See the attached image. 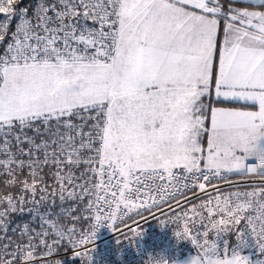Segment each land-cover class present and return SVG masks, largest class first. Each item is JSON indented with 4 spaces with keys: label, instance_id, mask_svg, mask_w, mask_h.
<instances>
[{
    "label": "snow or ice",
    "instance_id": "1",
    "mask_svg": "<svg viewBox=\"0 0 264 264\" xmlns=\"http://www.w3.org/2000/svg\"><path fill=\"white\" fill-rule=\"evenodd\" d=\"M58 3L59 7L56 3L39 4L34 23L27 9L17 18L16 0H0V13L6 19L0 23V41L12 19H17L12 42L0 56V132L17 127L23 131L39 121L56 137L51 141L56 147L49 152L48 141L34 144L25 137L34 149L24 154L31 158L34 150H44L43 163L51 158L58 169L64 162L71 166L82 162L99 165L98 169H87L101 177L99 183L91 185L89 177L77 185L81 193L68 192L69 198H82L93 195L92 188L97 189L96 206L91 200L88 204L95 221L89 236L82 234L76 239L74 228L65 232L62 226L41 217L42 225L48 224L58 238L56 245L65 240L72 248L94 243L100 227L113 228L121 205L125 210H130V204L137 207L125 193L129 177L137 173L135 183L143 185L144 191L136 187V198L151 200L152 204L142 200L139 205L149 208L157 203L151 193L165 191L166 178L182 177L195 186L201 179L208 181L210 175L220 176L223 172L264 176V11L230 9L229 14H224L220 6H212L217 0ZM221 15H226L222 35ZM80 19L91 20L98 27L78 26ZM213 92L217 99L243 100L258 106V110L209 107L202 98ZM87 113L95 115L85 116ZM73 117L94 123L85 132L84 124L74 123ZM60 128L64 131L60 132ZM205 134L206 149L202 144ZM7 144L5 140L0 150L8 159L0 160V166L15 163L22 169L25 161H16ZM85 150L94 155L84 158ZM28 167L33 181L31 185L24 182V189H31L35 195L37 171L31 159ZM53 175L57 181L73 182L71 170L65 175L59 171ZM105 175L107 181L103 179ZM145 175L162 183L143 184L140 176ZM15 182V178L9 181ZM198 187L203 190L205 183H198ZM101 188L103 195H99ZM64 191L62 186L61 193ZM233 195L253 197L264 193ZM60 199L64 200L63 194ZM5 200L7 208L0 209V218L17 210L11 195L0 198V205ZM257 204V216H245L253 208L251 200L237 199L233 203L230 197L221 199L217 195L216 207H207L209 218L221 217L210 220L217 239L209 241V232L204 231L202 246L198 237H192V244L202 247L203 255L192 257L190 264H251L249 257L237 251L229 255L227 243L221 249L218 240L221 232L229 230V224L239 225L242 220L249 226L258 222L257 235L264 240V201ZM113 205L115 210H110ZM197 215L201 221L204 219L202 213ZM184 231L188 233L187 228ZM251 231L256 234L254 226ZM48 234L42 229L36 235ZM32 239L30 236V250L26 253L17 246L12 253L0 254V264L31 261L38 247ZM40 245L47 248L42 254L45 264H63V260L53 259L58 254L53 245L44 240ZM259 247L264 253V243ZM76 256L86 257L91 264L92 255L87 250L76 252Z\"/></svg>",
    "mask_w": 264,
    "mask_h": 264
},
{
    "label": "built area",
    "instance_id": "2",
    "mask_svg": "<svg viewBox=\"0 0 264 264\" xmlns=\"http://www.w3.org/2000/svg\"><path fill=\"white\" fill-rule=\"evenodd\" d=\"M23 0H16L15 4V12L17 14V18L22 10L27 9V16L29 18L34 19V12L37 10V6L41 3L45 5H51L53 3L57 4L59 7L58 0H25L24 3L21 2ZM49 15H52L50 12ZM5 14L0 13V23H5ZM17 23V19L14 18L11 21V25L7 30V34L4 35V39L0 41V56H3L6 52L7 45L12 42V32L15 30V25ZM87 26L89 28L98 27V25H94L91 20L85 21L83 19L79 20L78 26ZM92 115L95 113H87L85 116ZM73 122L76 124H84V131L87 132L89 130V126L94 123L93 120H85L82 121L73 117ZM31 130L30 134H27L26 131ZM52 131L55 132V122L52 125ZM60 132H63L64 129L60 128ZM19 136L20 140L18 141L16 137ZM25 137L30 138L34 141V144H40L42 141H48L51 145V141L55 139L52 135V132L49 131L48 128L43 125H39L35 122L32 128H25L21 131L18 127L15 128V131H2L0 132V149H3L4 141L7 140L8 150L14 154L15 160H23L25 164H28V161L31 159L34 162V167L38 165H46L47 163H43L44 161V150L39 152L33 151L31 158L24 154L30 148L34 149V144H30L25 141ZM13 146H15V150L17 152H13ZM55 145H51L47 151L52 152L55 148ZM23 150V151H22ZM84 158H87L89 155H94L87 150L82 153ZM7 154L0 150V160H7ZM63 160V157H61ZM48 163H52L51 158ZM57 166L56 164H54ZM71 166L68 165L67 162H64L60 165V167ZM89 167L99 168L98 164L95 165H86L85 163H81L79 166H71L70 169L66 171H61L60 175H65L71 170L73 182L69 183L67 179L61 181L65 191L61 193L60 190L57 192L59 196L61 194L64 195V198L68 200H77V201H85L89 204V200L93 202V205L96 206V192L97 189L92 188L91 191L93 195L91 196H83L81 198L80 195H76L74 198H69L68 192H75L77 194L82 192V189L77 187V185L85 183V181L89 180L91 177V185H95L100 182L101 177L98 174H93L88 171ZM9 168L12 169L11 175L15 177V171H18L16 164L13 163L8 167L0 166V171L9 173ZM178 171V170H174ZM14 172V173H13ZM241 176H233L232 173L223 172L220 176H212L210 175L208 181L200 180L194 186L190 181L184 180L182 177L177 179L168 180L167 178L163 182L165 185V191L157 192L153 191L151 193L152 196L155 197L157 203L153 206L149 207H140V203L142 200H147V197L141 196L140 199L136 198L135 188L141 187L142 191L143 185H137L135 183L136 176L139 174H135L134 176H130L128 179L129 189L132 191L129 192V189L125 190L126 197L131 199V203L136 204L137 207H131L130 210H125L123 205H121L120 209L117 211L118 219L115 221L113 228L109 229L108 227H100L94 243H89L86 246H80L77 248H68L57 250V255L53 257V259H61L63 260V264H88L86 257H77L76 252H85L88 251V255H92L91 264H162L168 262L170 259H173L183 252L188 251L191 247H196L192 244L191 238L198 237L199 241L202 239L201 235H199L196 231L193 230V226L191 225V221L193 220V224L197 223L195 217L191 216V213L187 212V215H183L179 212V207L183 204L194 200L199 197H203L209 193L226 190V196L230 197L233 203L239 199L240 201L251 200L253 202L254 208V196L247 197L245 195H241L236 197L235 193L245 194V193H264V176H260L255 173H239ZM105 181H107V176L103 177ZM140 179L143 181V184L147 185H160L162 182L157 178L156 180L149 179L146 175L140 176ZM28 181L27 177H23V180L20 184V190L22 195L16 198H13L16 203L17 210L26 209V205L28 203L31 204L32 213L31 215L36 218L37 224L42 227V229H46L48 231L47 236H37V230L35 231L34 238L32 239V243L38 245V247L34 250V257L31 261H18V264H45L44 258H42V254L47 251V248L43 245H40V241L44 240L48 245H54L55 241L58 239L54 233L52 228L48 224L42 225L41 217L44 220L56 223L57 227H60V223L57 221L56 213L50 207L43 208L42 204L44 203L42 199V195H38L33 192L31 189H24V182L28 184H32ZM198 183H205V188L201 190L198 187ZM187 184L188 187L185 188L184 185ZM88 185H86L87 187ZM247 186H251L249 189ZM55 193V192H53ZM103 188L99 190V195H103ZM118 194V192H117ZM261 200L264 201V195H260ZM223 199V197H222ZM52 201V198L51 200ZM148 204H152L151 200H147ZM253 208L244 213L245 216L251 215L253 217L257 216V211L254 213ZM115 210V205L112 206V209ZM126 213V214H124ZM220 215H214L211 218H208L207 222L200 220L203 223L204 227L211 228L210 220H218L220 219ZM226 218V217H225ZM1 219V218H0ZM86 220L87 226L85 229L80 230L78 234L75 235L76 239H79L83 234L84 236H89L92 232V225L95 223L94 221V212L87 208L86 211ZM199 222V223H200ZM3 223V220H2ZM0 223V225H2ZM111 223V221H108ZM256 228V234L252 233L251 228ZM20 230H25L26 225H22ZM73 228V227H70ZM185 228L188 229V233L185 234ZM64 230V229H63ZM67 232V230H64ZM140 233L141 236H137L136 234ZM177 233H180L177 236ZM243 233V235H241ZM259 233V223L255 222L254 225L249 226L245 220L241 221V227L237 231V248L239 251L250 252L255 255V257L264 264V253L261 252L259 247L260 243H264V240H261L257 235ZM239 237V239H238ZM66 241V240H65ZM117 241H120L117 243ZM202 241V240H201ZM200 241V242H201ZM245 241V243H244ZM29 240L24 242L23 251L26 253L28 250ZM94 250V251H93Z\"/></svg>",
    "mask_w": 264,
    "mask_h": 264
},
{
    "label": "trees",
    "instance_id": "3",
    "mask_svg": "<svg viewBox=\"0 0 264 264\" xmlns=\"http://www.w3.org/2000/svg\"><path fill=\"white\" fill-rule=\"evenodd\" d=\"M25 0L21 1L24 3ZM205 97H212V96H205ZM203 101V98H202ZM205 105L209 106L207 103H204ZM214 105L220 106V107H234V108H242V109H253V105L244 104L241 102L236 101H224L222 99L214 100ZM39 125H42L39 121L36 122ZM12 132L15 131V128L11 130ZM27 134L31 133V130L26 131ZM1 140V138H0ZM203 146L206 147L205 144V135L203 137ZM1 142V141H0ZM206 149V148H205ZM13 152L17 153L15 150V146H13ZM71 166H64V167H58L55 166L52 163H47L46 165H38L36 167L37 176L36 179V193L38 195H42L43 197H46V200H43L42 207L48 208L50 207L53 209L57 216V221L60 223V227L64 230H68L70 227H73L75 229V235L79 233L80 230H83L87 226V220H86V211L88 208V204L85 201H77V200H68L67 198H64L63 201H61L59 194L57 193L60 190L61 185L63 184L61 181H57L55 176L53 175L57 171L61 173V171H66L70 169ZM32 169L28 167V164H25V166L18 171H15V177H12L11 174L1 172L0 171V198L7 197L11 195L13 198H16L18 196H21V190H20V184L23 180V177H27L28 181H33V177L30 175ZM14 173V172H13ZM233 176H241L238 172H233ZM41 177L43 178L41 180ZM15 178V183H9V181L13 180ZM251 186H247L249 189ZM43 190V191H41ZM55 192V193H53ZM227 191H216L209 193L203 197L196 198L194 200H191L185 204H183L181 207H179V212L183 215L185 213H191V216L193 219V216L195 217L197 223L193 224V220L191 221V225L193 226V230L196 231L199 235L202 237V241L200 242L201 245H204V239L203 236L204 231L209 232L208 240L212 241L217 239L216 236V230H213L212 228L207 227H201V216L197 215L198 213H202L204 217V221L207 222L208 215H207V207H216V196L219 195L222 199V197L226 196ZM254 208L253 212L258 208L257 201L261 200L260 195L254 196ZM52 198V201H50ZM211 200L212 203L210 205L207 204V201ZM205 204L206 207L202 208L200 205ZM195 207V211H189L190 209ZM7 208V201L5 200L2 205H0V209ZM31 204L28 203L26 205V209L16 210L15 212H9L7 215L0 220H3L2 225H0V254L5 253H12L17 250V246L23 247L24 242L29 240V237H33L35 235V231L37 230L38 233L42 232V227H40L39 224H37L36 218H34L31 213L32 211ZM202 220V222H203ZM200 222V223H199ZM22 225H26V234L25 230H20ZM227 232H221L219 236L218 242L220 243L221 249H223L224 242L227 243L228 247V253L229 255L232 254L233 251H237V231L241 227V223L239 225L235 224H229ZM56 250H62V249H68L70 246L67 244V241L62 242L60 245H53ZM199 252L198 247H191L188 251L185 252ZM183 252L182 254H184ZM242 254H250L255 257L254 254L246 251H237ZM181 254V255H182Z\"/></svg>",
    "mask_w": 264,
    "mask_h": 264
},
{
    "label": "crops",
    "instance_id": "4",
    "mask_svg": "<svg viewBox=\"0 0 264 264\" xmlns=\"http://www.w3.org/2000/svg\"><path fill=\"white\" fill-rule=\"evenodd\" d=\"M212 6H220L222 9V12L224 14H229L230 9H239V10H244L247 9L249 11H264V0H225L223 4L217 3V4H213ZM221 21L220 23V29H221V35H222V30L224 27V20L226 18V15H221L218 17ZM217 100V98H215L214 92L211 98H207V97H203V101L205 102H209L210 106L209 107H217V108H226V109H231V110H238V111H245L242 108H234V107H220V106H216L214 105V100ZM221 99V98H220ZM222 100H224L222 98ZM224 101H236V102H241L244 104H248V105H253L250 102H245L243 100H224ZM254 106V110H258V106L253 105ZM206 126L210 127V124L208 122H206ZM205 144L207 145V135L205 134ZM203 142V140H202ZM204 148H207L204 147Z\"/></svg>",
    "mask_w": 264,
    "mask_h": 264
},
{
    "label": "rangeland",
    "instance_id": "5",
    "mask_svg": "<svg viewBox=\"0 0 264 264\" xmlns=\"http://www.w3.org/2000/svg\"><path fill=\"white\" fill-rule=\"evenodd\" d=\"M224 1L225 0H217V3L223 4ZM208 98H211V97H208ZM203 103H207L208 105L210 104L209 102H205V101H203ZM243 110H245V111H256L254 109H243ZM198 251L199 252L193 251L192 253L191 252H185L184 254L179 255V256H177V257H175L173 259H170L168 262L162 263V264H190V260H191L192 257H197V256H202L203 255V248L202 247H198ZM239 254L242 255V256L249 257L251 264H262L256 257H254V256H252L250 254H242V253H239Z\"/></svg>",
    "mask_w": 264,
    "mask_h": 264
}]
</instances>
